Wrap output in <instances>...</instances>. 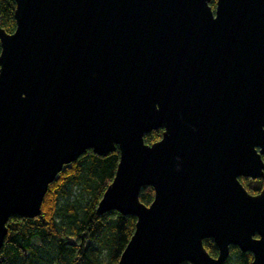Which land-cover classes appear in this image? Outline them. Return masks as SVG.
Wrapping results in <instances>:
<instances>
[{"label":"water","instance_id":"1","mask_svg":"<svg viewBox=\"0 0 264 264\" xmlns=\"http://www.w3.org/2000/svg\"><path fill=\"white\" fill-rule=\"evenodd\" d=\"M15 1L16 31L0 27V253L66 165L119 148L96 211L136 219L119 264H224L230 247L264 264V0Z\"/></svg>","mask_w":264,"mask_h":264},{"label":"trees","instance_id":"2","mask_svg":"<svg viewBox=\"0 0 264 264\" xmlns=\"http://www.w3.org/2000/svg\"><path fill=\"white\" fill-rule=\"evenodd\" d=\"M210 6L214 9L215 0ZM15 11V0H0V27L9 34L17 28ZM162 132L158 129L147 134L146 144L159 141ZM262 160L264 162V156ZM119 162L118 148L107 156L89 150L76 162L66 165L50 184L39 217L13 216L9 220L0 264H119L135 232L136 219L116 211L103 215L96 212ZM239 181L251 195L263 188L261 179L240 178ZM153 196L151 187H143L139 200L148 206ZM203 246L211 257L218 255L211 239L204 240ZM251 263L252 255L242 253L237 247H230L224 262Z\"/></svg>","mask_w":264,"mask_h":264}]
</instances>
